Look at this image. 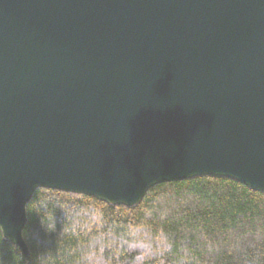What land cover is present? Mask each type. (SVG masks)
Segmentation results:
<instances>
[{
  "label": "water",
  "instance_id": "95a60500",
  "mask_svg": "<svg viewBox=\"0 0 264 264\" xmlns=\"http://www.w3.org/2000/svg\"><path fill=\"white\" fill-rule=\"evenodd\" d=\"M226 176L264 193V0H0V231L39 187L132 206Z\"/></svg>",
  "mask_w": 264,
  "mask_h": 264
},
{
  "label": "trees",
  "instance_id": "16d2710c",
  "mask_svg": "<svg viewBox=\"0 0 264 264\" xmlns=\"http://www.w3.org/2000/svg\"><path fill=\"white\" fill-rule=\"evenodd\" d=\"M23 237L28 257L0 231V264H264V193L198 175L128 206L39 187Z\"/></svg>",
  "mask_w": 264,
  "mask_h": 264
}]
</instances>
